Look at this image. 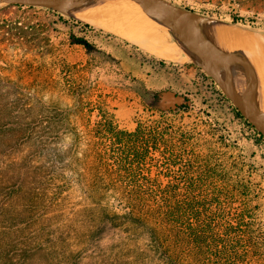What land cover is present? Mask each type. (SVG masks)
<instances>
[{
  "label": "rangeland",
  "instance_id": "rangeland-1",
  "mask_svg": "<svg viewBox=\"0 0 264 264\" xmlns=\"http://www.w3.org/2000/svg\"><path fill=\"white\" fill-rule=\"evenodd\" d=\"M87 1L94 3L79 0L75 7ZM169 1L211 17L204 23L228 52L247 58L257 74L258 68H264L253 50L255 39L264 35V0ZM73 7L61 12L0 2V150L11 141L20 145L9 155L1 154L0 161L20 166L22 173L28 171V180H33V169L41 164L54 169L44 174L54 180L43 181L26 199L11 194L12 183L23 178L21 172L10 180L0 175V264H46L47 249L55 264L69 254L74 258L64 264H103L128 247H146L145 229L114 225L106 216L124 212L113 193L98 191L94 196L77 181L91 175L89 149L100 141L97 122L102 109L125 131H134L139 121L165 117L177 132H190L187 145L180 143L170 154L177 164L165 167L163 154L151 149L147 161L153 166L148 164L145 171L152 176L164 173L162 187L172 181L177 189L229 191L233 194L222 200L225 210L232 214L248 208L264 228V140L259 139L255 123L236 115V106L210 75L206 61L159 16L158 23L166 28L160 27L156 43H150L171 52V58L152 54L114 30L70 13ZM81 9L92 12L90 5ZM229 65L244 73L243 95L250 74L239 62ZM219 66L214 64L218 73ZM222 77L226 79L224 68ZM78 97L82 111H68ZM50 104L61 106L58 115L53 109L46 116ZM185 104L188 110L178 109ZM42 117L51 118L50 122H40ZM64 117L69 124L48 129ZM21 127L44 131L43 137L51 139L44 158H33L24 135L15 131ZM171 140L182 142L179 137ZM218 168L226 173L225 182L208 177ZM200 175L206 176L204 182L194 185ZM182 177H187L185 182ZM23 200L30 201L26 211L20 206ZM4 209L10 212L4 215ZM146 264L156 260L148 259Z\"/></svg>",
  "mask_w": 264,
  "mask_h": 264
},
{
  "label": "trees",
  "instance_id": "trees-1",
  "mask_svg": "<svg viewBox=\"0 0 264 264\" xmlns=\"http://www.w3.org/2000/svg\"><path fill=\"white\" fill-rule=\"evenodd\" d=\"M81 101V97H78L68 111L74 113L82 109ZM49 107L51 108H46L44 112L46 116L53 111L59 114L56 110L61 109L59 104H50ZM178 109L188 110V106L185 104ZM235 110L238 117L250 124L248 118L242 115L237 107ZM100 116L97 122L99 129L97 136L100 141L93 143L89 149L91 157L88 163L91 175H82L77 181L83 190L86 189L94 196L98 191L113 193L118 207L124 209V212L122 214L114 212L111 215L107 213L106 216L110 217L112 224L124 226L128 223V228L145 229L149 236L145 248L133 250L128 247L116 253L113 259L105 258L103 264H146L148 259L156 260V264H264V228L252 219V211L244 208L230 214L223 207L222 200L229 198L233 193L222 188H215V191L197 188L177 189L171 185L172 181L162 187L160 176L164 173L152 176L145 171L148 164L153 166L151 165L153 162L147 161L151 149L163 154L164 160H161V163L165 167L177 164L178 159L175 160L170 154L177 152L180 143L187 145L186 140L190 139V132L182 129H178L177 132L165 117L139 121L134 131H125L116 126L103 109ZM50 119L42 117L40 122L49 123ZM55 122L48 126L49 130H55L57 124L66 126L69 119L64 117L55 119ZM15 131L24 135L33 158L37 156L44 158L45 149L48 151L47 147L52 142L51 139L43 137L44 131L35 133L33 129L25 127ZM257 132L259 139L264 140L260 131ZM176 137L181 138L182 142L174 144L171 139ZM18 144L17 141L5 143L0 155L4 153L9 155L20 146ZM0 163L4 164L0 166V175L4 179L14 178L16 172H21L20 176L23 175L20 182L12 183L15 188L12 195L21 194L26 199L28 198L26 194L38 190L43 181L54 180L53 177L44 175L46 171L54 170L53 167H46V164L35 167L33 180H28V171L26 174L22 173L20 166L5 161ZM213 170L216 171L210 172L209 178L226 181L225 172L219 171V168ZM205 177L204 175L196 177L194 185H200ZM186 178L182 177V182H185ZM242 194L247 196V193ZM29 200L20 201L23 211L27 210ZM9 212V209L1 211L4 215ZM46 257V264L56 263L49 249ZM66 257L57 263L64 264V260L72 258L73 254Z\"/></svg>",
  "mask_w": 264,
  "mask_h": 264
},
{
  "label": "water",
  "instance_id": "water-1",
  "mask_svg": "<svg viewBox=\"0 0 264 264\" xmlns=\"http://www.w3.org/2000/svg\"><path fill=\"white\" fill-rule=\"evenodd\" d=\"M9 4L30 6H43L56 11H65L68 7L77 5L79 0H0ZM149 12L166 20H171L172 30L180 39L196 51L207 63V70L218 82L225 95L233 102L239 111L255 123L260 133L264 136V111L259 108L254 95L257 86L256 71L251 62L244 56L234 52L223 51L212 46L198 31V22H209L211 17L198 13L190 8L177 5L169 0H136ZM220 62L225 69L226 79L217 72L214 64ZM241 63L250 74L247 91L243 95H236L233 85V74L229 64Z\"/></svg>",
  "mask_w": 264,
  "mask_h": 264
},
{
  "label": "bare ground",
  "instance_id": "bare-ground-1",
  "mask_svg": "<svg viewBox=\"0 0 264 264\" xmlns=\"http://www.w3.org/2000/svg\"><path fill=\"white\" fill-rule=\"evenodd\" d=\"M86 5H90V9L92 10V12L84 11L82 9H81V11L79 10L81 7L86 6ZM83 6H76V7L74 6L72 9H70V13H72L78 17L87 19V20L95 21L97 25L99 24V25L104 26L106 28L112 29L115 32L122 35L123 37L127 38L129 41L134 42V43L138 44L139 46L143 47L144 49L152 52V54L154 53L155 55L167 57V58L172 57L171 52H169L167 50L166 51L165 50L164 51L163 50H157L151 45L150 41H152V40L155 41L157 36L160 35L159 34L160 29L159 28L160 27L166 28V26L163 23H161L162 25L160 23H158V21L160 22V19L158 18V16L154 12H149V11L145 10L140 5V3L138 1H136V0H94V3L90 4L87 1V3H85ZM143 10L147 11V12H144ZM148 12L151 13L153 18L150 16V14ZM160 18L162 20L168 22V29H169V27L172 25L171 20H166L163 17H160ZM197 28H198V31L200 32V34L212 46L219 48L223 51H230L229 49H226L222 46V44L216 38L212 28L208 24H206L204 22H198ZM246 41H247V39H246ZM155 43H156V41H155ZM232 43H235V42H232ZM256 44L257 43H255V46H256ZM242 45H244V43ZM249 45H250V42H249ZM258 45H259V43H258ZM170 49H171V47H170ZM249 50H251V49H249ZM253 50H255V49H253ZM191 52H193V51H191ZM193 53H195V51ZM190 55L193 58L200 59V57L195 55V54H190ZM219 63L220 62H216V65L220 69ZM220 65H221L220 74L223 76V67H222L221 63H220ZM233 85H234L235 94L240 96L243 89H244V86H245V79H244L242 86L237 87L235 85L234 81H233Z\"/></svg>",
  "mask_w": 264,
  "mask_h": 264
},
{
  "label": "crops",
  "instance_id": "crops-1",
  "mask_svg": "<svg viewBox=\"0 0 264 264\" xmlns=\"http://www.w3.org/2000/svg\"><path fill=\"white\" fill-rule=\"evenodd\" d=\"M255 43H257L256 44L257 47L255 46ZM258 43H259V45H258ZM253 44H254L253 46H254L255 51L258 53L257 57L256 56H253V57L263 59V62H264V35L258 36L255 39V41L253 42ZM248 54H250L249 51H248ZM230 69H231V66H230ZM263 69L264 68L260 67V69L259 68L257 69L258 74L256 72L257 86H256L255 95H254V101H255L256 105L264 111V73H263L264 70ZM231 70H232L233 81H234L235 85L237 87H240L241 83L244 81L243 71H240L239 69H236L234 71H233V69H231Z\"/></svg>",
  "mask_w": 264,
  "mask_h": 264
}]
</instances>
